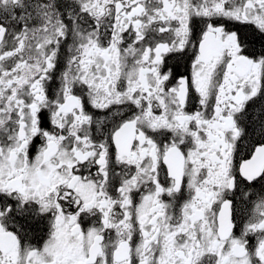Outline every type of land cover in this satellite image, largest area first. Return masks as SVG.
<instances>
[{"label":"snow or ice","instance_id":"obj_1","mask_svg":"<svg viewBox=\"0 0 264 264\" xmlns=\"http://www.w3.org/2000/svg\"><path fill=\"white\" fill-rule=\"evenodd\" d=\"M0 264H264V0H0Z\"/></svg>","mask_w":264,"mask_h":264}]
</instances>
